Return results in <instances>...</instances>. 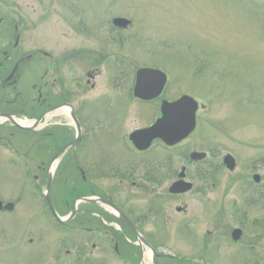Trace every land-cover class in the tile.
I'll return each mask as SVG.
<instances>
[{
	"label": "rangeland",
	"instance_id": "374dc122",
	"mask_svg": "<svg viewBox=\"0 0 264 264\" xmlns=\"http://www.w3.org/2000/svg\"><path fill=\"white\" fill-rule=\"evenodd\" d=\"M19 2L33 18L39 42L44 43L46 30L53 34L52 42L61 41V29L51 24L53 18L44 20V11L55 10L57 0ZM100 4L102 2L94 1L91 8L87 7L89 15L99 11ZM114 12L137 20L135 27L125 35L133 38L135 32H140L139 36L130 37L124 47L116 43L112 50L116 57L128 59L131 68L127 63L124 69L129 67L132 79L112 86L111 75L119 72L120 65L115 60H106L100 65L98 86L95 92H87L86 97L107 94L89 105L97 115L99 142L84 144L83 153L94 155L85 157L86 162L115 159L118 165L127 167L123 170L131 171L135 179L144 181L142 157H156V163L174 157L175 168L181 171L182 166H188L184 159L187 153L205 151L210 163L203 170L208 176L204 179L196 165L191 164V180L196 186L207 187L206 195L194 194L182 201L168 202L171 222L165 228L160 227L164 239L160 240V245L188 256L194 248L180 236L185 239L184 233H191V224L185 231L181 230L182 226L205 208L206 212L194 223L195 230L204 234L207 228L214 229L213 218L217 216L215 211L220 202L226 208L225 234L238 226L245 229L246 236L263 233L262 225L257 227L253 223L255 219L264 218V0H119ZM119 37L116 34V41ZM83 58L85 64L99 62L92 56ZM149 65H157L167 72L168 83L155 102L137 103L129 95L134 74L138 68ZM183 94L193 96L200 103L199 124L179 148L168 152L159 147L148 156L137 157L138 154L118 139L125 127L132 131L146 125L153 112L159 111L162 99L173 100ZM150 107L152 109H148ZM32 145L33 139L22 135L20 157H38L34 154L38 147L34 151ZM228 153L237 161L234 172L222 165ZM5 158L0 157V200L16 205L12 212L0 211V264H126L115 256L112 247L105 245L96 249L93 256L81 254L83 240L75 224L62 229L49 223L42 197L28 188L32 185V174L27 177L22 163L14 169L6 164ZM255 173L262 177L260 184L253 182ZM169 175L162 176L163 187L172 180ZM148 185L153 184L148 182ZM206 200L217 202V206L214 203L206 206ZM184 202L188 204L186 215L175 211V206ZM242 205L246 221L241 219L242 215H231L232 210ZM41 213L42 216H37ZM147 225L148 233H153L152 237L157 240L158 226L152 220ZM87 242L85 251L90 253L91 240Z\"/></svg>",
	"mask_w": 264,
	"mask_h": 264
},
{
	"label": "flooded vegetation",
	"instance_id": "af4514ba",
	"mask_svg": "<svg viewBox=\"0 0 264 264\" xmlns=\"http://www.w3.org/2000/svg\"><path fill=\"white\" fill-rule=\"evenodd\" d=\"M94 1L102 2L101 9L89 15L87 7L91 8ZM118 1L57 0L55 10L44 11V20L51 21L53 18L51 24L59 26L62 39L52 42L53 34L46 30L45 41L41 43L36 38L33 18L22 9L19 0H0V157H6L4 161L14 169H18L19 163L23 162L27 174H32L33 178L28 188L42 197L41 203L49 216V223L67 229L68 224L60 223L54 216L45 192L52 162L64 147H68L59 156L51 184V200L59 216L65 218L77 204L76 214L70 223L75 224L76 231L82 237L80 252L83 255L93 256L96 249L105 245L112 247L115 256L126 264H145L144 259L150 263L145 255L147 247L139 239L138 231L156 252L159 264H264V218L255 219L253 223L257 227L262 225L263 233L246 236L245 229L238 226L225 234L226 208L221 202L218 206L217 202H204L208 207L216 204L217 216L213 218L215 228H207L204 234L199 233L202 237L195 230L194 223L206 212L205 208L201 213L193 214L191 221H185L181 230H187L188 224H191V233H184L185 239L182 236L180 239L186 240L189 247L194 248L188 256H181L160 245V240L164 241L160 227L165 228L171 222L168 202L182 201L194 194L206 195L207 187L196 186L191 180V164L196 165L199 175L205 179L208 175L203 169L208 160L190 159L188 166H182L185 179L192 185L191 190L182 193L170 191L171 184L180 178L174 157L160 160L159 163L154 162L156 157H142L159 147L167 151L178 147L166 146L160 140H155L146 150L130 148L138 154L137 157H142L144 181L135 179L131 171L123 170L127 167L118 165L119 161L115 162V159L105 158L101 163L86 162L85 157L94 155L83 153L84 144H95L94 140L99 142L97 115L89 105L107 94L95 95L91 99L86 97L87 92H95L98 86L100 65L106 60H115L120 65L119 72L111 75L112 86L119 81L132 79L128 59L116 57L112 50H115L116 43L123 47L128 43L131 36L125 34L135 27L137 20L129 15H116L114 10ZM53 13L58 15L51 16ZM117 18H126L129 23L119 21L117 25ZM135 33L133 38L139 36L140 32ZM116 34L120 35L119 41H116ZM84 55L98 58L99 62L85 64ZM127 63L130 65L124 69ZM144 67L159 68L157 65ZM129 95H132L130 90ZM159 98L142 101L134 97V100L150 104ZM159 115L160 109L156 114L153 112L148 125ZM20 125L34 127L23 130ZM137 129L127 131L125 127L118 139L127 147L131 144V132ZM22 135L33 139L31 148L35 151L38 147V153L34 152L38 157H20ZM156 173L160 175L156 176ZM167 173L172 180L163 187L162 176ZM148 182L153 185H148ZM0 201L3 204L12 202ZM175 211L186 215L188 204L176 205ZM231 215H242L241 219L247 220V217H243V205L232 210ZM150 220L158 226V241L146 229ZM236 229L241 233H234ZM213 232L218 233L214 235ZM89 240L92 247L90 253L85 251Z\"/></svg>",
	"mask_w": 264,
	"mask_h": 264
},
{
	"label": "water",
	"instance_id": "95a60500",
	"mask_svg": "<svg viewBox=\"0 0 264 264\" xmlns=\"http://www.w3.org/2000/svg\"><path fill=\"white\" fill-rule=\"evenodd\" d=\"M166 81L167 76L161 70L151 68L140 69L137 73L135 95L143 99L154 98L162 92ZM197 109L198 103L187 95L182 96L174 102L164 101L162 117L153 126L133 133L131 139L140 149L147 148L155 138H160L166 144L173 145L186 138L193 131L196 124ZM204 156V153L194 152L192 154L193 159H202ZM224 161L228 168H235V162L231 156H227ZM191 187L190 183L179 180L172 185L171 190L176 193L185 192ZM48 199L51 202L49 196ZM7 207L12 208V205L9 204ZM52 209L57 216L53 207ZM59 219L63 223L68 222V220ZM235 233H240V231H235Z\"/></svg>",
	"mask_w": 264,
	"mask_h": 264
},
{
	"label": "bare ground",
	"instance_id": "6f19581e",
	"mask_svg": "<svg viewBox=\"0 0 264 264\" xmlns=\"http://www.w3.org/2000/svg\"><path fill=\"white\" fill-rule=\"evenodd\" d=\"M147 255H149V253L147 252Z\"/></svg>",
	"mask_w": 264,
	"mask_h": 264
}]
</instances>
